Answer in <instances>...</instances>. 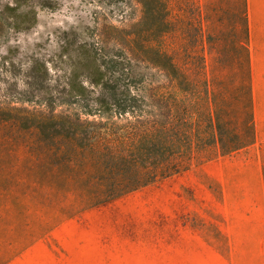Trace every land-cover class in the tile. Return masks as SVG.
Segmentation results:
<instances>
[{"label": "trees", "instance_id": "16d2710c", "mask_svg": "<svg viewBox=\"0 0 264 264\" xmlns=\"http://www.w3.org/2000/svg\"><path fill=\"white\" fill-rule=\"evenodd\" d=\"M12 2L0 15L13 30L31 28L29 0ZM135 3L137 21L77 43L56 96L13 119L36 136L23 149L39 155V171L26 177L65 217L255 142L246 0H237L229 34L224 10L210 15L205 0Z\"/></svg>", "mask_w": 264, "mask_h": 264}, {"label": "rangeland", "instance_id": "374dc122", "mask_svg": "<svg viewBox=\"0 0 264 264\" xmlns=\"http://www.w3.org/2000/svg\"><path fill=\"white\" fill-rule=\"evenodd\" d=\"M205 1L210 15L215 6L224 10L223 30L229 34L237 0ZM29 2L36 21L27 30L11 29V21L0 15V264H264L259 210L244 200L248 226L238 232L230 221L228 227L226 216L232 218L233 211L223 203L221 189L249 183L250 168L263 175L261 138L255 151L158 180L71 217L41 196L26 177L39 171V155L30 158L23 149L36 141L35 133L23 134L13 119L21 117L18 110H43L56 96L77 43L89 41L93 32L126 28L139 19L140 8L135 0ZM12 5V0H0V13ZM108 48L111 52L115 45L110 42ZM135 72L150 73L143 68ZM259 186L264 188V181Z\"/></svg>", "mask_w": 264, "mask_h": 264}, {"label": "crops", "instance_id": "0c3cea01", "mask_svg": "<svg viewBox=\"0 0 264 264\" xmlns=\"http://www.w3.org/2000/svg\"><path fill=\"white\" fill-rule=\"evenodd\" d=\"M246 3L249 29L248 47L250 52L255 142L253 145L239 150L231 155L222 156L218 159L207 162L198 167L197 170L203 168L207 164H212L214 162L218 163L221 160L227 161L228 159L234 158L235 155H239L246 150L255 151L256 141H258L259 138H261V141H264V0H246ZM260 153H264V145L261 146ZM224 169L229 171L228 169L230 168L227 163L224 164ZM247 172L250 173V176H248L249 183H235L231 186L222 185L221 188L223 203L226 207L230 206L233 211L232 218L226 216V223L229 227L230 221H232L234 225H237L236 231L238 232L243 231L249 224L248 222L243 221V219L247 217V214L242 209V203L244 200L252 202L255 208L259 210L257 213L261 216L260 220H262L260 225L262 224L264 229V188L259 186L260 182L264 181V173L263 175L256 174L252 168H250ZM243 176L246 181V176ZM211 177L214 178L213 176ZM233 177L240 179L238 176ZM226 236L228 240H231L229 230L226 231Z\"/></svg>", "mask_w": 264, "mask_h": 264}]
</instances>
